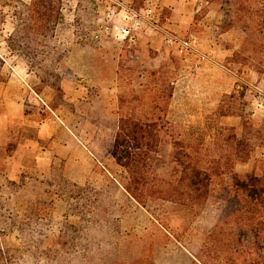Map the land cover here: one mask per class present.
I'll list each match as a JSON object with an SVG mask.
<instances>
[{
    "label": "rangeland",
    "instance_id": "rangeland-1",
    "mask_svg": "<svg viewBox=\"0 0 264 264\" xmlns=\"http://www.w3.org/2000/svg\"><path fill=\"white\" fill-rule=\"evenodd\" d=\"M127 1L134 8L150 7L159 26L179 38L193 39L202 56L188 51L179 53L165 43L161 32L145 22L132 31L134 37L130 40L105 32L100 25L104 23L107 0H61L60 14L53 27L44 30L46 36L38 35L37 39L32 36L29 42L28 35L21 40L39 50L30 69L24 57L11 48L9 38L15 27V10L21 3L29 5L31 0H0V19L9 17L3 26L6 31L10 30L5 38L7 45L2 43L3 47L7 46L11 54L24 61L23 74L37 98L35 104L25 100V111L35 110L36 114L44 115L50 112L48 108L56 109V114L87 147L100 154L101 161L110 157L105 150L113 138V119L120 100L124 104L122 108L134 114L152 110L161 116L164 125L157 128L156 151L148 158V166L142 169L145 177L142 201L128 195L125 186L130 182L129 175L124 167L113 163L110 168L113 177L77 183L85 189L81 198L70 199L72 206L67 210V202L56 192L57 184H61L59 177H64L56 163L50 177L23 174L24 184L12 195L3 189L1 202L10 203L14 213L23 214L29 202L37 201L40 222L47 224L43 245L53 249L59 247L63 225L78 224L81 220L74 206L83 210L84 221L91 227L88 237L109 242L108 247L101 246L92 253L95 259L92 264H113L114 260L126 262L136 258H148L153 264H191L193 254L214 224L228 215L222 202L223 195L230 192V172L241 175L253 169L260 174L263 170L262 141L251 136L254 149L245 153L247 157L242 155L237 159L231 154L226 136L231 132L230 126L237 132L242 130V119L237 114L217 116L214 113L223 95L236 88L244 92L240 104L236 102L243 109L242 118H250L255 126L264 124V28L261 32L250 28L244 31V25L236 21L227 25L229 17L223 15L217 2L194 0L199 9L180 27L172 25L173 11L166 0ZM254 6L262 9L264 0ZM20 31L25 36L28 33L26 19H21ZM76 44L93 53L91 58L99 65L98 72L114 68L112 92L100 85H87L67 63L69 50ZM235 51L239 54L231 58ZM79 64L77 71L81 73L85 63ZM227 82L230 84L226 85ZM174 140L181 143L182 150L190 154L197 167L210 175L208 195L198 205L190 206L182 197L185 187L177 182L181 167L173 156ZM21 177L18 182L12 181L19 183ZM3 179L11 180L0 177V184ZM53 194L64 202L65 211L64 217L54 218L57 221L51 226ZM17 195L26 201L23 210L15 203ZM96 219L99 224L94 226ZM220 234L213 239L224 236ZM0 244L3 248L22 251L20 234L15 228L0 236ZM86 254L91 257L90 251ZM86 254H73L76 260L70 264H84ZM67 256L63 252L55 258L63 261ZM232 256L233 260L237 258ZM58 258L55 264H63ZM213 260L216 264L218 259ZM50 262L51 258H47L43 264Z\"/></svg>",
    "mask_w": 264,
    "mask_h": 264
},
{
    "label": "trees",
    "instance_id": "trees-1",
    "mask_svg": "<svg viewBox=\"0 0 264 264\" xmlns=\"http://www.w3.org/2000/svg\"><path fill=\"white\" fill-rule=\"evenodd\" d=\"M60 1L31 0L29 5L21 3L22 6L15 10V27L9 38V44L13 50L24 57L30 69L32 67L31 61L38 56L39 50L36 49V46H31L30 43L29 46L23 44L21 40L28 35H30L29 42L32 36H35L36 39L38 35L46 36L44 30L52 28L60 14ZM206 1L219 4L223 15L229 17L226 22L227 25L231 26V21H236L244 25V31L248 28L252 31H263L264 7L258 9L254 6L255 3L262 2V0ZM25 12L27 14L24 18ZM21 19H26L28 22L29 31L26 36L20 31ZM237 54L239 52L235 51L231 58H234ZM0 62H2L1 58ZM244 88L245 90L248 89L246 85H244ZM56 89L59 90L58 87ZM243 95L244 92L236 90V88L229 94H224L214 113L217 116L237 114L241 117L242 130L237 132L233 126H230L229 130L231 132L226 136V140L229 138L228 144L231 148V154L239 160L242 155L247 152L250 153V150L254 149V144L250 143L251 136L257 137L264 145V134H262L264 124L255 126L250 118H242L243 109L236 104V102L240 104L241 101L239 100ZM169 96H171V93ZM120 102L118 110L115 112L116 117L113 119V138L110 145L107 146L105 154L112 156L116 163L125 168L130 179V182L125 186V190L129 196L140 202L143 196L142 186L145 183L142 169L148 166V158L152 155V152L156 151L157 128L164 124L161 116L156 112L149 110L134 114L126 108H122L124 104H122V100ZM237 111L239 112L237 113ZM173 146V156L181 167L177 182L185 187L182 197L185 198L186 204L190 206L198 205L208 195L210 175L204 169L196 166L195 161L191 160L190 154L182 150L179 141L174 140ZM247 147H249V150ZM88 148L99 158L100 154L96 150L89 146ZM102 150L104 151L103 148ZM245 156L247 157L248 154ZM229 177L230 192H227L225 197L223 195L222 202L225 203L224 209L228 211V215L214 224L212 231L201 242L197 252L192 253L194 258L191 264H214L213 259H218L216 264L218 261H222L219 264H264V166L260 174L251 169L241 175L230 172ZM24 178L23 175L19 183L3 179L0 184V219H2L0 236L9 229L15 228L20 234L22 247V251L19 252L15 248H3L0 244V264H43V261L47 258H51L49 264H55V259L58 258L55 257L63 252L68 254L66 260L61 261L59 258L58 260L63 264H70L73 262L72 260H76L73 254H86L88 251H90L91 257L88 254L83 255L85 261L83 263H95L92 253L99 250L101 246L103 248L108 247L109 242L102 238L88 237L91 227L86 219L84 221L83 210L80 208L74 206L75 213L80 216V222L78 224L66 222L60 229L59 247L53 249L43 245V235L47 224L40 222L36 206L37 201H34L33 204L29 202L23 214L14 213L10 203L1 202L4 196L3 189H7L11 195L14 194L17 188L24 184ZM59 178L61 184H57L56 192L67 202L68 210L72 206L70 199L81 198V192L85 188L62 176ZM50 184L53 183L50 181ZM85 185H88V183ZM98 224L99 222L96 219L94 226ZM224 227L226 231H224ZM220 233L224 236L213 239L214 235ZM101 240L106 242L102 243ZM232 255H236L237 258L233 260ZM113 264L153 263L148 258H136L126 262L114 260Z\"/></svg>",
    "mask_w": 264,
    "mask_h": 264
},
{
    "label": "crops",
    "instance_id": "crops-1",
    "mask_svg": "<svg viewBox=\"0 0 264 264\" xmlns=\"http://www.w3.org/2000/svg\"><path fill=\"white\" fill-rule=\"evenodd\" d=\"M166 1L173 11V26H183L182 23L189 21L199 9V4L194 0ZM8 21V16L0 19V44H6L5 38L10 33V30L3 28ZM205 45L213 47L207 43ZM92 55L90 50L79 44L72 45L67 63L87 85H100L103 90L112 92L110 82L115 75L114 68L98 72L99 65L92 61ZM0 58V177L17 182L23 174L50 177L56 163L60 165L64 177L80 184L86 181L99 182L106 176H112L110 168L113 163L117 164L113 157L102 161L97 158L73 129L56 114V109L48 108L50 112L44 115L36 114L35 110L25 111V100L35 104L37 98L32 95L33 89L27 82L26 74H23L24 61L11 54L3 44ZM81 62L85 64L83 72L79 73L77 69L78 66L81 67ZM228 84L230 82L226 83ZM36 94L41 95L40 92ZM15 203L21 205V210L25 208L23 196L17 195ZM51 203L52 226L57 221L54 218L64 217L65 204L55 194Z\"/></svg>",
    "mask_w": 264,
    "mask_h": 264
},
{
    "label": "built area",
    "instance_id": "built-area-1",
    "mask_svg": "<svg viewBox=\"0 0 264 264\" xmlns=\"http://www.w3.org/2000/svg\"><path fill=\"white\" fill-rule=\"evenodd\" d=\"M104 23L100 26L107 33H112L121 39H132L134 37L132 31L141 27V23L145 22L152 28L161 32L165 43L179 53L188 51L202 56L195 48L193 39H182L175 34L163 29L154 20L153 10L150 7L134 8L128 4L127 0H107Z\"/></svg>",
    "mask_w": 264,
    "mask_h": 264
}]
</instances>
